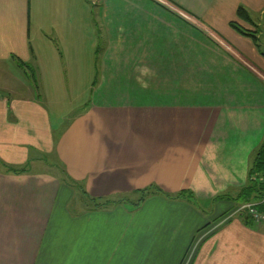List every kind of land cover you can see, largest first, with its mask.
Segmentation results:
<instances>
[{
  "label": "crops",
  "instance_id": "0c3cea01",
  "mask_svg": "<svg viewBox=\"0 0 264 264\" xmlns=\"http://www.w3.org/2000/svg\"><path fill=\"white\" fill-rule=\"evenodd\" d=\"M239 6L264 17V0H0V264H182L196 237L193 264H264V224L213 228L264 138V54L230 25L251 27ZM19 62L71 76L62 130ZM151 184L199 203L121 200Z\"/></svg>",
  "mask_w": 264,
  "mask_h": 264
},
{
  "label": "rangeland",
  "instance_id": "374dc122",
  "mask_svg": "<svg viewBox=\"0 0 264 264\" xmlns=\"http://www.w3.org/2000/svg\"><path fill=\"white\" fill-rule=\"evenodd\" d=\"M82 9H85V7H81V10ZM253 16H254V18H252V19L255 21V23H257V25L259 24L258 22H261L260 25H258L257 27L259 29V33H258L259 47H260L261 52L264 54V17L261 18L259 14H258V16H256L255 14ZM81 17H82V15H81ZM81 21H82V19H81ZM52 49L56 50V48H52ZM45 53H46L45 55H47L48 57L53 56V55H51V49L50 48H45ZM55 53H56V55H58V51H55ZM15 68L17 69L18 74H20V73L22 74V72H21L22 68L20 69V67H18L17 63H16ZM33 68L36 69L35 70L36 71V81L34 82V80L32 78L33 87H34V89L37 88V90H38V93L36 91V94L37 95L40 94V96H42V98H43V95H45L44 84H45V86L47 85L49 87V94L52 96L50 99L52 104L49 106L50 117H51V122L53 124V127H55L57 130L56 132H58L59 130H62V128L65 127L70 122V120L73 119L75 114L81 109L80 107L75 108L73 106V103L75 101H74V98H72L71 96H72V89L74 88V85H73L74 83H72L71 76H69V78H67V76H66L67 80H65L63 83L62 82L56 83V82H49V81H47L45 83L42 81L40 67H38V66L34 67L33 66ZM61 69H62V67H61ZM69 69L71 70L72 67L70 66ZM63 74L65 75V73H63ZM77 85L79 87V90H82L83 85L81 83H77ZM59 94L62 96V98H59ZM58 102H60V104L57 105ZM50 157H51V155H50ZM48 163H50V162H48ZM58 168H59V170H58ZM60 168L61 167H57V169H56L52 165L51 167L48 168V170L56 173L57 171L61 170ZM59 174H60V172H59ZM61 175H62V173H61ZM139 195L140 194H138V195H127V196H124L123 199H124V201H132L131 199H134V198L136 199L137 197H139ZM197 203H199V202H197ZM240 205H242V203ZM211 206L212 205L209 203L208 204H204V203L201 204V207L204 209L206 208L205 211H208L209 213L212 211ZM242 216H243L242 213H234L233 215H231L227 218H223V220L221 218V220L219 219V221H217L216 224L213 223V228L218 230L219 228L224 226L223 224L229 222L231 219L242 217ZM245 217H247V214L245 215ZM249 223L252 224L251 220L249 221ZM212 233H214V232H210L208 234L210 235ZM208 239H209V237H196L191 248L187 252V255L184 258L182 264H193V262L195 261V259L197 257V254L199 253L200 247Z\"/></svg>",
  "mask_w": 264,
  "mask_h": 264
},
{
  "label": "trees",
  "instance_id": "16d2710c",
  "mask_svg": "<svg viewBox=\"0 0 264 264\" xmlns=\"http://www.w3.org/2000/svg\"><path fill=\"white\" fill-rule=\"evenodd\" d=\"M237 17L239 19L247 22L248 24H250L251 27L248 28V27L240 24L237 20L230 21V25L233 28H235L238 32H240L241 34L247 35V36H250L251 38H253L256 45L259 47V37H258L259 29H258L256 23L254 22V20L252 19L248 10L243 6H239L237 8ZM19 65H21L23 67H27L30 70H32L31 78H33V80L35 82L36 81V72L34 71V68L30 64L25 63V62H19ZM29 76H30V74H29ZM11 171H13L15 173H20V172L25 171V167L12 168ZM263 172H264V138H263L261 144L254 150V152L252 154L250 167H249L248 181H247L246 185L241 188L239 194L235 197V199L237 200V202H239V204L247 202V201H257L258 206L261 209H264V182L253 179V176L255 174L263 173ZM61 173H62V177H63L64 181L69 182V183L75 182L64 169L62 170ZM137 191L140 193V196H139L140 198H138L137 201H132L135 205L139 204L143 199H145V197L150 195L152 192H159V193H162L163 195H166V196L172 197V198H183V197H185L189 200L196 201L195 203H197V201H198L195 198V195L189 190L185 189V190H181L177 193H168L156 184H151L150 186L139 189ZM84 193H85V191H84ZM222 196H226V195H220L218 197H222ZM121 200H124V199L122 198ZM115 201L116 200H114V199H107L106 203L108 205V204L113 203ZM247 217H248V215H247ZM251 222H252V220H251Z\"/></svg>",
  "mask_w": 264,
  "mask_h": 264
},
{
  "label": "built area",
  "instance_id": "2783aa9c",
  "mask_svg": "<svg viewBox=\"0 0 264 264\" xmlns=\"http://www.w3.org/2000/svg\"><path fill=\"white\" fill-rule=\"evenodd\" d=\"M254 180L264 182V172L253 176ZM257 201H247L239 205L235 213L248 214L256 224H264V209H261Z\"/></svg>",
  "mask_w": 264,
  "mask_h": 264
}]
</instances>
